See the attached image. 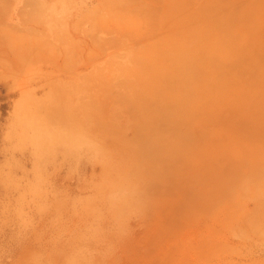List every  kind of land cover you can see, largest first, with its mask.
<instances>
[{
    "label": "rangeland",
    "instance_id": "rangeland-1",
    "mask_svg": "<svg viewBox=\"0 0 264 264\" xmlns=\"http://www.w3.org/2000/svg\"><path fill=\"white\" fill-rule=\"evenodd\" d=\"M0 264H264V0H0Z\"/></svg>",
    "mask_w": 264,
    "mask_h": 264
},
{
    "label": "bare ground",
    "instance_id": "bare-ground-1",
    "mask_svg": "<svg viewBox=\"0 0 264 264\" xmlns=\"http://www.w3.org/2000/svg\"><path fill=\"white\" fill-rule=\"evenodd\" d=\"M165 101V100H164ZM164 107V106H163ZM164 109H165V107H164ZM192 112V111H191ZM191 112H189V113H191Z\"/></svg>",
    "mask_w": 264,
    "mask_h": 264
}]
</instances>
